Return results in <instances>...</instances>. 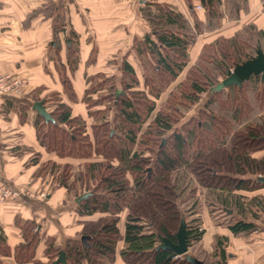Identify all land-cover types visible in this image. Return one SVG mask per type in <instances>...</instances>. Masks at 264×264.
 Masks as SVG:
<instances>
[{
    "label": "trees",
    "instance_id": "trees-1",
    "mask_svg": "<svg viewBox=\"0 0 264 264\" xmlns=\"http://www.w3.org/2000/svg\"><path fill=\"white\" fill-rule=\"evenodd\" d=\"M184 1L190 19L167 3L143 2L139 11L150 32L142 39H133L131 48L137 66L129 61L127 51L118 72L99 71L86 76L81 98L86 116L73 114L71 104L63 101L65 95L69 102H77L72 85L79 62L77 42L76 48L65 46L66 64L60 59L61 43L50 44V59L62 92L50 91L41 99L43 104L54 105L48 111L54 122L45 121L37 113L36 138L47 152L76 160V165L67 162L61 166L53 161L50 171L74 200L76 214L84 218L78 221L77 235L67 236L63 242L55 244V236L45 234L46 258L41 259L35 252L42 232L40 224L32 219L20 223L16 217L24 239L13 249L17 261L51 264L64 249L66 264H114L119 241H123L119 253L124 264H191L187 257H170L169 250L157 247V235L175 240L173 233L184 217L189 242L199 239L197 185L206 187L209 212L218 226L224 225L235 237L255 229L256 224L250 220L259 217L258 210L264 213V195L247 198L235 192L264 187L256 179L264 175V156L252 157L264 150V77L250 75L242 83H232L217 92L210 90L196 114H186V110L215 86L218 76L255 57L257 49L263 47L255 42L251 24L229 38L217 36L213 43L201 47L194 64L159 105L161 94L187 66L188 48L196 37L205 29L217 28L224 16L220 11L222 0ZM227 1V18L235 19L240 10L247 11V0H229L228 8ZM194 4L204 7L205 23ZM39 14L51 19L55 33L68 25L63 0H45L26 15L25 22ZM96 52L94 44L88 62H94ZM248 89L260 112L255 118H250L254 108ZM214 104L217 112L212 109ZM85 191L90 193L76 202L75 196ZM226 209L232 213L227 215ZM121 218L123 231L118 224ZM218 242L216 237V249L222 256ZM9 252L10 247L0 240V254ZM195 256L213 264L199 253ZM0 264L5 263L0 259Z\"/></svg>",
    "mask_w": 264,
    "mask_h": 264
},
{
    "label": "crops",
    "instance_id": "crops-1",
    "mask_svg": "<svg viewBox=\"0 0 264 264\" xmlns=\"http://www.w3.org/2000/svg\"><path fill=\"white\" fill-rule=\"evenodd\" d=\"M44 1L0 0V74L21 76L25 83L21 95L0 97V184L11 187L28 184L30 187L37 188L35 190L37 196L20 195L0 201V240H4L10 247V252L7 255L0 254V259L5 264H26L17 261L13 253L15 245L24 240L22 230L16 223V217L20 219V223L25 219H32L36 224H40V232H42L35 252L36 257L41 259L46 258L43 253V248L46 245L45 234L54 235L55 244L63 242L67 236L77 235L76 233L80 229L78 221L84 218L74 211V200L68 196L66 187L60 185L55 187L51 193H47V200L39 198L37 194L45 184L51 183L55 173L50 171L51 162L54 161L60 166L67 162L77 164L74 159L59 158L53 152H47L36 138L35 121L38 112L32 108V104L36 97L43 100L50 91L62 92L57 71L50 59L49 46L54 43L56 34L52 28L51 19H44L43 15L39 14L27 23L25 22L26 15ZM64 1L67 4V0ZM144 1L167 3L185 17L191 18L189 8L184 0H138L137 5L131 6L127 10L131 11L130 20L123 21L124 25H120L118 33L116 31L109 32L103 43L94 36V30H92V35L89 33L88 29L94 26L88 23L85 16L80 20L76 18L72 27L69 25V28L76 34L81 35L83 32L87 34L78 37L79 48L82 50L72 77L77 102H69L63 95V101L71 104L73 114L78 113L86 116V108L81 101L87 86L86 76H91L99 71L108 74L118 72L121 58L127 51H130L127 56L129 61H132L135 67L137 66L131 48L133 39L135 37L142 39L144 33L150 32L149 24L139 11V7ZM15 2H19V4H15ZM72 2L79 8L76 1ZM246 4V12L240 10L237 18H227L226 11H224V0H222L220 11L224 16L219 19L220 27H215L212 31L205 29L202 34L196 37L194 43L188 48L189 61L184 70L194 64L204 44L213 43L217 36L229 38L250 24L253 28L252 32H254L253 38H256L255 42L259 40L260 47H263L259 51H264V36L258 35L259 33L264 34V0H247ZM196 12L205 23L204 11L196 10ZM71 13L73 14V10ZM110 14H108V20L112 19ZM103 15L105 16V14ZM82 20L85 21V25ZM67 27L68 25L64 26V30L58 32V37L67 32ZM94 44L97 46L95 59L94 62H88L90 50ZM66 56L65 47H63L60 59L64 64H66ZM180 80L178 79L177 83ZM44 105L47 111H51L54 107L51 102H45ZM75 109L78 110L75 111ZM257 155L254 153L252 157L264 156V150ZM42 165L47 166L39 169ZM41 174L46 176L44 181H42ZM252 192L253 195L244 191L235 193L245 195L247 198L254 195L263 196L264 187ZM196 195L198 206L195 214L198 213L201 217V223L198 226L201 235L198 240L190 242L189 251L197 249L199 254H202L201 257L208 258L213 264H264V213L262 214L256 207H253V210H258L259 213L258 218L250 220L256 224L255 229L246 236L235 237L224 225L218 226L214 221V216L210 215L206 187L197 185ZM209 195L212 197V194ZM225 211L227 215L231 214L227 212V209ZM43 212H48L51 219L44 218ZM121 219L118 224L120 230L123 231V218ZM53 222L54 225L51 224ZM57 231L63 234V238ZM216 237H218V243H221L222 256L216 249ZM123 245V241H119L114 264H124L119 253V248ZM214 251L217 253L212 255L211 253ZM51 264L53 263L51 262Z\"/></svg>",
    "mask_w": 264,
    "mask_h": 264
},
{
    "label": "rangeland",
    "instance_id": "rangeland-1",
    "mask_svg": "<svg viewBox=\"0 0 264 264\" xmlns=\"http://www.w3.org/2000/svg\"><path fill=\"white\" fill-rule=\"evenodd\" d=\"M73 0H67V4L66 1L63 2V8L65 9V17H66V21L68 22V27H67V32L63 33L61 35V37H58V33L55 34V41L53 46L56 45V41L57 43H61L62 48L63 47H67L68 45L72 44L74 45V47L76 48V42H77V52H79L80 55V51L82 49L79 48L78 45V39H76V34L73 35L71 31H73L71 28H69V25L72 27L73 23L75 22L76 18L82 19V17L85 16V19L88 20V23H90V25H93L94 27L89 28V33L92 35L94 33V36L97 37L101 43H103L104 41H106V35L109 34V32L111 31H116L117 33L119 32V27L121 24L124 25V20L128 21L130 20V12L131 11H127L128 9H130L131 6L137 5L138 4V0H74L78 3L79 8L74 4V2H72ZM7 3H10L7 1ZM41 3V2H40ZM39 3V4H40ZM15 4H19V2H15ZM27 4V3H26ZM65 4V5H64ZM227 4V8L228 6L231 4L229 2V0L226 2ZM25 5V4H23ZM48 4L44 3L43 6H47ZM197 5V4H196ZM195 7V4H194ZM71 10H73V14L71 13ZM196 10V9H195ZM66 11H67V15H66ZM204 11V10H203ZM111 13V14H110ZM105 14V16L103 15ZM111 16L112 19L108 20L109 15ZM205 17V16H204ZM68 19V20H67ZM205 20V19H204ZM58 22V21H57ZM82 22L85 25V21L82 20ZM118 23V25H117ZM59 23H57L58 25ZM69 28V31H68ZM117 29V30H115ZM92 30H94V32L92 33ZM74 32V31H73ZM81 35H87L85 32H83ZM81 35L77 36L81 37ZM118 35V34H117ZM245 35L247 37H250L247 35V32H245ZM67 41H69L68 44H66ZM259 42V40H258ZM80 44V43H79ZM103 46V45H102ZM101 46V47H102ZM251 46L248 47V49H246L248 52H251ZM233 69V68H232ZM186 72V70H183V72L180 73V75L177 77V79L173 82H171V84L167 87V89L161 94L160 98L158 99V104L159 103H163L165 101V99L167 98L168 93L171 90V87L175 86L177 84L178 79H182L183 76ZM2 75V74H1ZM225 76V75H224ZM217 77V82H220V80L224 77ZM220 77V78H219ZM215 84V86H216ZM214 86V87H215ZM211 90V86L209 87V89L202 94V98H200V101L197 104H194L190 110H186V114H191L194 113L196 114V111L203 105V103L205 102L206 97L209 95V91ZM249 90V89H248ZM248 97H249V101L253 104V113L251 114L250 118H255V116L257 114H259V110H256L257 108L255 107L254 104V96L252 94V91L249 90L248 92ZM160 105V104H159ZM212 109L214 111H218V108L216 107V105H212ZM78 109H75V111H77ZM223 112V111H221ZM227 117H228V112L226 113ZM229 119V117H228ZM236 127V126H234ZM42 177V181H44L46 176H43L41 174ZM51 183H47L43 186V189L39 191L38 197L42 198V199H46L47 200V193H51L52 190L58 186V182L56 181V179L54 177H52ZM2 185V184H0ZM22 189L23 192H25L26 194H28L29 196H37L35 193V190H37V188H33L30 187V185H22V186H18ZM43 193V194H42ZM42 194V195H41ZM249 195H253V192H250ZM217 211V210H216ZM217 213H221L220 210L217 211ZM43 216L44 218L47 219H51V215L48 212H43ZM51 224H55L54 222ZM56 228V230H58V228L56 226H54ZM60 235L61 238H63V234H61L59 231H57ZM191 254H198V250L197 249H193L192 251H190ZM202 255V254H201ZM197 257V256H196Z\"/></svg>",
    "mask_w": 264,
    "mask_h": 264
},
{
    "label": "water",
    "instance_id": "water-1",
    "mask_svg": "<svg viewBox=\"0 0 264 264\" xmlns=\"http://www.w3.org/2000/svg\"><path fill=\"white\" fill-rule=\"evenodd\" d=\"M54 44V43H53ZM260 75L264 77V51H257L256 56L251 57L244 61L243 64L235 65L233 69L228 70L225 73V76L216 84L215 87H211L213 92H217V90L225 87L230 86L232 83H242L244 80L248 79L250 75ZM32 108L35 109L45 121L54 122L53 117L50 113L46 110L45 105L43 104L42 100L35 101L32 104ZM259 183L264 184V175L256 177ZM90 191H85L83 193L78 194L75 196V201L79 202L82 198L86 197ZM227 212L232 213L231 209H227ZM175 240L164 236L162 234H158L159 243L157 247L169 250L170 257H177V256H185L187 257L191 264H206L201 259L197 258L194 254H191L189 251L190 249V242L188 239V233L186 228V221L184 217H181L179 226L177 230L173 233ZM82 240H85V236H81ZM65 251L64 249L59 250L58 256L52 261V263L59 262L60 264H66L65 260Z\"/></svg>",
    "mask_w": 264,
    "mask_h": 264
},
{
    "label": "built area",
    "instance_id": "built-area-1",
    "mask_svg": "<svg viewBox=\"0 0 264 264\" xmlns=\"http://www.w3.org/2000/svg\"><path fill=\"white\" fill-rule=\"evenodd\" d=\"M195 9L197 11H203L204 7L201 4H197L195 5ZM24 85V79L21 78V76L14 74H0V97H16L21 95ZM20 195L29 196L23 192L20 187H11L6 184L0 185V201H3L6 198H15Z\"/></svg>",
    "mask_w": 264,
    "mask_h": 264
}]
</instances>
